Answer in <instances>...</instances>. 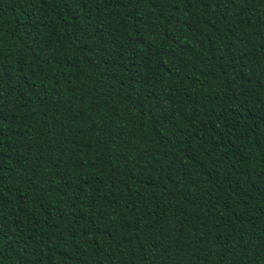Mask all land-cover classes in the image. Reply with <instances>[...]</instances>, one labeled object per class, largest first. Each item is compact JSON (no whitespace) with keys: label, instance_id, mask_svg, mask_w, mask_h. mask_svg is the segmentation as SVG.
<instances>
[{"label":"trees","instance_id":"trees-1","mask_svg":"<svg viewBox=\"0 0 264 264\" xmlns=\"http://www.w3.org/2000/svg\"><path fill=\"white\" fill-rule=\"evenodd\" d=\"M0 264H264V0H0Z\"/></svg>","mask_w":264,"mask_h":264}]
</instances>
